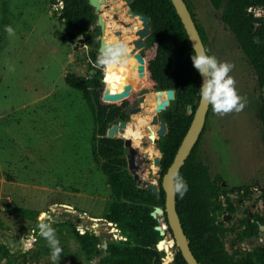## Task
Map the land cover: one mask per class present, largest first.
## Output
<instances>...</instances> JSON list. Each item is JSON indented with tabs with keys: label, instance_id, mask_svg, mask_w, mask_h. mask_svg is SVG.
<instances>
[{
	"label": "rangeland",
	"instance_id": "obj_1",
	"mask_svg": "<svg viewBox=\"0 0 264 264\" xmlns=\"http://www.w3.org/2000/svg\"><path fill=\"white\" fill-rule=\"evenodd\" d=\"M186 1L206 35L208 54L234 65L229 75L243 97L244 108L239 112L220 115L210 105L199 154L210 176H221V185L236 208L221 217L228 230L225 248L230 254L237 251L244 255L264 245V235L235 242L241 218L254 210L264 213V135L259 120L264 89L258 88L255 73L223 25L220 11L208 0ZM60 10L59 3L51 0H0V264H52L43 237L37 236L31 247L24 244L34 233L41 212L48 214L60 241L58 264H98L103 257L101 245L120 240L109 232L105 219L113 197L101 162L91 153L96 129L90 111L81 92L64 82L68 73L87 76L95 72L88 65L92 46L82 37L73 43L65 39ZM252 13L264 17L261 9ZM136 22L141 24L138 19ZM5 25L14 28V36L4 31ZM148 50L153 57L154 48L148 46ZM138 86L116 102L119 105L131 97L126 127L119 128L115 136L130 142L124 147V158L131 150L134 175L158 185L156 158L161 155L157 131L164 113L173 109L174 100L164 110H154L151 104L155 96ZM190 112L187 108L186 113ZM154 117L158 123L153 122ZM157 220L165 225L162 216ZM73 229L80 234L106 231L109 237H101L96 260L81 249ZM164 239L174 255L176 248L167 230ZM4 247L13 251V256L5 257Z\"/></svg>",
	"mask_w": 264,
	"mask_h": 264
},
{
	"label": "trees",
	"instance_id": "obj_2",
	"mask_svg": "<svg viewBox=\"0 0 264 264\" xmlns=\"http://www.w3.org/2000/svg\"><path fill=\"white\" fill-rule=\"evenodd\" d=\"M51 1L62 3L60 19L65 39L70 43L82 37L87 26L95 20L87 0ZM184 1L191 13L187 1ZM208 1L215 11H220L223 25L234 36L255 73L258 88L264 89V19L260 25H254L252 13L255 8L264 12V0ZM130 8L133 12L150 18L148 44L154 48L153 57L139 65L138 75L141 80L138 87L148 91L172 89L175 92L173 109L163 115L167 133L157 140L163 175L173 162L197 107L200 75L190 58L195 51L170 0H132ZM195 24L205 46L206 35L196 22ZM95 72L97 76L99 72ZM117 74L122 76L121 80L109 81L106 74V93L112 97L110 100L104 99L96 79L73 73L64 77L67 86L81 92L90 111L96 129L91 141V153L94 160L101 162V172L113 197L105 219L116 226L118 236L125 238L118 240L117 244L107 243L106 255L103 256V251L98 264H162L165 253L156 249V244L161 239L159 232L155 230L159 224L151 215L156 207L164 209L165 193L161 186V176L158 183L159 195L137 187L127 171L123 140L106 137L107 129L112 124L127 120L126 108L131 102L130 95L121 104L116 102L122 98V94L128 93L135 86H125V74ZM187 108L191 109V114L186 113ZM259 120L264 135V98L260 100ZM204 130L205 126L178 172L187 181L188 190L182 197L175 192L176 210L189 248L200 264H264V245L257 246L244 255L237 251L230 254L225 248L224 240L228 230L221 217L224 213H234L236 208L229 200L227 190L221 185V176L212 178L208 167L201 160L199 144ZM262 187L264 192V182ZM245 189L247 193L248 189ZM221 197L226 204L224 208ZM257 219L264 226V213ZM163 220L167 225L165 214ZM166 230L171 233L168 226ZM257 231L258 224H254L252 228L237 233L235 242L251 239L257 236ZM73 234L88 257L97 254L100 236L90 231L80 234L75 229ZM163 248L168 247L163 243ZM4 254L5 257L13 256L5 247ZM172 264H187L177 248Z\"/></svg>",
	"mask_w": 264,
	"mask_h": 264
},
{
	"label": "water",
	"instance_id": "obj_3",
	"mask_svg": "<svg viewBox=\"0 0 264 264\" xmlns=\"http://www.w3.org/2000/svg\"><path fill=\"white\" fill-rule=\"evenodd\" d=\"M127 4H130L132 0H124ZM172 5L174 6L182 25L184 26V29L188 35V38L191 42V45L195 51V49H200V48H205L201 37L199 35V32L197 30L195 21L187 7V4L185 3L184 0H170ZM58 1H55L57 3ZM88 4L91 7H94L95 10L100 9L101 2L99 0H87ZM127 14L131 15V17H138V20L141 21L143 29L139 33V38L137 41H135V50L133 53L136 55L137 54V49L141 48L143 46L142 38L148 37L151 33V27H150V18L147 16H143L140 14H137L133 12L131 9L127 10ZM264 17H255L253 18V24L254 25H260L263 22ZM103 45H101L102 48ZM100 48V50H101ZM132 59V57H130ZM127 73L129 75L132 74V71L130 68H127ZM200 75V74H199ZM202 83V78L200 76V85ZM137 85V81L135 79H129L128 81L125 82V86L129 85ZM166 95V100L160 104V106L157 108V110H164V108L169 104V101L174 100V90H165L162 91ZM127 95L126 94H122ZM103 97L105 100H110L112 98L109 94H103ZM141 98H137V101H141ZM210 104H206V102H202L199 98V101L197 102V107L193 113V117L191 120V123L189 125V128L184 136V138L181 141V144L179 145L176 155L173 159V162L171 165L168 167L167 171L165 174L162 175V171L160 169V159L156 158V164L159 167L158 169V175L159 177L161 176V186L162 189L165 193V203H164V209L160 207H156L154 209V212L151 214L153 218L157 219V216H166L167 219V225H157L155 227V230L159 232V235L161 239L157 242L156 244V249L158 252H163L165 253V256L162 259V264H170L173 262V254H168L166 253L167 248H163V243L165 241L164 236H165V230L167 226L170 228L171 233V240L173 246H176V248L180 251L183 259L187 264H200L196 258L194 257L192 251L189 248L188 240L186 235L184 234V231L181 226V222L176 210V203H175V191L173 190V173L179 172L180 168L184 165L185 160L189 156L192 148L196 144V142L199 139V136L205 126L206 122V116L208 114ZM192 111L190 112V114ZM154 123H158L157 117L153 118ZM126 127V122L125 121H119L118 123L112 124L106 132V137L107 138H118L115 136V132L119 130V128L123 129ZM167 133V126L164 122L159 123V130L157 131V136L158 139L165 136ZM130 142L129 141H124L123 142V147H129ZM126 163H127V171L128 173L133 177V180L136 182L137 187L146 189L151 191L154 194L159 195V188L158 185L156 184H149L147 181H143L141 179H138L134 174L136 171V164L132 158V151L130 150L129 156L126 158ZM96 220V219H95ZM108 225L111 227L109 232L113 234L114 238L122 239L125 240V238H122L118 236V229L116 226L108 222ZM260 229L264 231V226H261ZM106 234V231L101 230L100 232H97L95 235L97 236H104ZM264 235V234H263ZM106 237H109L108 234H106ZM251 240H256V236H253ZM11 243V242H10ZM101 248L103 249V256L106 255L105 250L107 249V243L104 242L101 245ZM12 254L13 251H10ZM98 256H94L93 259L96 260Z\"/></svg>",
	"mask_w": 264,
	"mask_h": 264
},
{
	"label": "clouds",
	"instance_id": "obj_4",
	"mask_svg": "<svg viewBox=\"0 0 264 264\" xmlns=\"http://www.w3.org/2000/svg\"><path fill=\"white\" fill-rule=\"evenodd\" d=\"M4 31L11 37L15 30L11 25H5ZM258 42V40H257ZM128 44L126 41H113L105 43L95 61L97 68L107 74L109 81L121 80L117 73H125L128 64ZM193 67L202 78L199 87V97L202 102L210 104L213 112L223 115L233 110L239 112L244 108L243 97L235 87V79L229 75L234 65L228 61H219L217 57L208 54V49H195L191 54ZM173 190L181 197L187 192V181L178 172L173 173ZM47 213L41 212L37 217L34 233L24 239L26 247H31L37 236L43 237L50 249L52 264H58L62 248L56 230L47 220Z\"/></svg>",
	"mask_w": 264,
	"mask_h": 264
},
{
	"label": "flooded vegetation",
	"instance_id": "obj_5",
	"mask_svg": "<svg viewBox=\"0 0 264 264\" xmlns=\"http://www.w3.org/2000/svg\"><path fill=\"white\" fill-rule=\"evenodd\" d=\"M99 1L101 2L99 10H95L94 7H92V13L95 16V20L89 26H87V29L85 30L82 38H84L92 46L91 50L88 51V65L92 67V69L97 70L99 72L97 76H96V72L89 74L88 76L89 78H94L98 81V84L102 90L101 93L109 94L105 92L107 85H108V82L106 80V73L103 72L101 69L97 68L95 65V61L100 52L101 45H104L105 43L112 42V41H120V40L123 41L125 39V41L128 44V48H129L128 57H127L128 64L126 65V70L127 68H130L132 71V74L129 75L127 71H125L124 74L126 76V81H128L129 79H135L137 81V85H139L140 80H141L138 75L139 65L144 60L150 59L151 57H150V52H149L150 50H148V46H149L148 37L142 38L143 46L137 49L136 55L133 53V51L135 50V41L140 39L139 33L143 29V26H141L142 23L138 24L135 18L132 19V21L131 19L127 20L128 18L127 10L131 9L130 4L132 1L130 2V4H127L124 0H99ZM57 3H59V1ZM119 5L122 6V7L120 6L121 9L119 8ZM111 25L113 26L111 27ZM110 37L112 39H110ZM130 57H132V59H130ZM248 197H250V195H248ZM252 201L254 202V200ZM261 215L262 214H259L256 212V210H254L252 214H248L247 216L241 218L240 220L241 230L240 231L248 229V228H252L254 224H258V231H257L256 239L259 236L263 235L264 231L260 229V227L263 225H261L259 223V220L257 219V217ZM246 217H248V219H245ZM244 219H245V222H244Z\"/></svg>",
	"mask_w": 264,
	"mask_h": 264
},
{
	"label": "bare ground",
	"instance_id": "obj_6",
	"mask_svg": "<svg viewBox=\"0 0 264 264\" xmlns=\"http://www.w3.org/2000/svg\"><path fill=\"white\" fill-rule=\"evenodd\" d=\"M115 2V1H114ZM111 3V2H110ZM124 3V2H123ZM121 5H119V8L121 9V7H120ZM113 8V7H112ZM124 13V12H123ZM107 14V13H106ZM104 15V14H103ZM109 15V14H108ZM122 15V14H121ZM105 16V15H104ZM111 16V15H110ZM106 17V16H105ZM128 17V16H127ZM133 17V16H132ZM138 19V17H133V19ZM129 19H131V21H132V18H127V20H129ZM107 22V21H106ZM115 22V21H114ZM111 23H113V22H111ZM135 23V22H134ZM106 24H108V23H106ZM117 25H119V24H117ZM136 25H137V23H136ZM108 26V25H107ZM106 26V27H107ZM113 25H111V27H112ZM115 26V25H114ZM142 26V25H141ZM109 27H110V25H109ZM119 27V26H118ZM115 29V28H114ZM124 32H126V31H124ZM123 32V33H124ZM109 35V34H108ZM127 36V35H126ZM131 36V35H130ZM124 37V36H123ZM115 38V37H114ZM110 39H112L111 37H110ZM107 40V39H106ZM112 41V40H111ZM121 41V40H120ZM123 41H125V39L123 40ZM113 42V41H112ZM130 44V43H129ZM149 92V94L150 95H152V96H155V98H154V100H153V102H152V104H151V106H152V108L154 109V110H156L159 106H160V104H162L165 100H166V95H165V93L164 92H162V91H148ZM144 119V118H143ZM143 119H141V120H143ZM155 128V127H154ZM128 130V129H127ZM157 130V129H156ZM137 133V132H136ZM139 133V132H138ZM136 136V135H135ZM123 137H125V135H123ZM164 244L168 247L169 246V242L168 241H164ZM169 251H170V249L169 248H167V251H166V253H168V254H170L169 253Z\"/></svg>",
	"mask_w": 264,
	"mask_h": 264
},
{
	"label": "built area",
	"instance_id": "obj_7",
	"mask_svg": "<svg viewBox=\"0 0 264 264\" xmlns=\"http://www.w3.org/2000/svg\"><path fill=\"white\" fill-rule=\"evenodd\" d=\"M59 5L62 7V3L61 2H59ZM83 232H81V234H82Z\"/></svg>",
	"mask_w": 264,
	"mask_h": 264
}]
</instances>
